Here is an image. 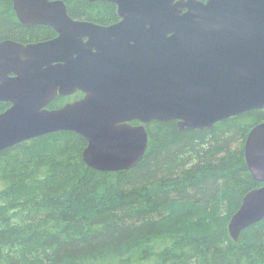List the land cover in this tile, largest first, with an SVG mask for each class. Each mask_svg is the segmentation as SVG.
I'll return each mask as SVG.
<instances>
[{"label":"water","instance_id":"1","mask_svg":"<svg viewBox=\"0 0 264 264\" xmlns=\"http://www.w3.org/2000/svg\"><path fill=\"white\" fill-rule=\"evenodd\" d=\"M89 1L114 4L122 21L102 28L71 20L60 0H13L21 24L44 25L57 36L0 42V102L10 105L0 114V152L69 131L86 141L90 168L126 171L146 152L150 122L210 130L264 108V0ZM75 90L82 100L45 109ZM244 157L263 186L231 217L234 240L264 219V122L247 135Z\"/></svg>","mask_w":264,"mask_h":264},{"label":"trees","instance_id":"2","mask_svg":"<svg viewBox=\"0 0 264 264\" xmlns=\"http://www.w3.org/2000/svg\"><path fill=\"white\" fill-rule=\"evenodd\" d=\"M62 1L72 19L118 20L111 3ZM52 36L22 25L13 0H0V42ZM7 108L0 103V113ZM263 122L264 108L210 130L151 122L143 158L119 172L90 168L86 141L69 131L1 151L0 264H264V219L236 240L228 231L243 197L262 185L247 169L244 143Z\"/></svg>","mask_w":264,"mask_h":264},{"label":"flooded vegetation","instance_id":"3","mask_svg":"<svg viewBox=\"0 0 264 264\" xmlns=\"http://www.w3.org/2000/svg\"><path fill=\"white\" fill-rule=\"evenodd\" d=\"M50 1H55V0H50ZM60 1H62V0H60ZM89 1V0H88ZM196 1H199V2H202V3H206L205 2V0H196ZM63 2V1H62ZM90 2V1H89ZM109 3V2H108ZM63 4H64V6H65V8H66V12H67V16L71 19V20H73V21H75V22H85V23H90V24H93V25H95V26H98V27H102V28H109V27H111V26H113V25H116V24H118L119 22H121L122 21V18H120L119 16H118V14H117V7L114 5V4H112L114 7H115V11H116V15H117V18H118V20L115 22V23H112V24H108V25H99V24H96V23H92V22H88V21H83V20H75V19H72L70 16H69V14H68V10H67V7H66V5H65V3L63 2ZM183 12H186V10H183ZM17 17V16H16ZM23 25V24H22ZM36 26H43V27H46V28H49V27H47V26H44V25H36ZM26 27H35V26H26ZM50 30H52L51 28H49ZM53 31V30H52ZM54 32V31H53ZM56 36H57V34L54 32V36H52V38H50L49 40H52V39H54V38H56ZM48 39L47 40H43V41H40V42H45V41H49ZM86 38H84L82 41H83V43H85L86 42ZM6 41V40H5ZM2 42V41H1ZM38 43V42H37ZM21 44H23V43H21ZM29 44V43H28ZM23 45H27V44H23ZM84 96H85V94L83 93V92H81V91H79V90H75L74 92H72L71 94H68V95H65V96H60L59 94H57L56 95V97L53 99V101H51L46 107H45V109L46 110H49V111H52V110H60V109H62L64 106H66L67 104H73V103H75V102H78V101H80V100H82L83 98H84ZM58 98H61V100H68L69 99V101L68 102H64V104L63 105H56L55 103H53L54 101H56ZM71 101V102H70ZM0 103H2V104H4V105H7L8 106V108L10 107V105L8 104V103H3V102H0ZM7 108V109H8ZM6 109V110H7ZM5 110V111H6ZM4 112V111H3ZM2 112V113H3ZM1 114V113H0ZM231 118V117H230ZM228 119V118H227ZM226 120V119H225ZM222 121H224V120H222ZM134 122H136V121H134ZM219 122H221V121H219ZM219 122H216L215 124H217V123H219ZM131 123H133V122H131ZM151 123V122H150ZM149 123V124H150ZM215 124L213 125V127L215 126ZM148 125V124H147ZM132 126V125H131ZM146 125H144V127H145ZM176 126H177V122H176ZM213 127H212V129H213ZM203 130V129H202ZM246 140V139H245ZM244 145H245V143H244ZM245 163H246V161H245ZM256 182V181H255ZM257 183V182H256Z\"/></svg>","mask_w":264,"mask_h":264},{"label":"bare ground","instance_id":"4","mask_svg":"<svg viewBox=\"0 0 264 264\" xmlns=\"http://www.w3.org/2000/svg\"><path fill=\"white\" fill-rule=\"evenodd\" d=\"M259 124H261V123H259ZM259 124H257V125H259ZM257 125H256V126H257ZM253 128H254V127H253ZM250 131H251V130H250ZM250 131H249V132H250ZM248 134H249V133H248ZM31 140H32V139H31ZM134 167H135V166H134ZM134 167H133V168H134ZM247 169H248V168H247ZM249 173H250V172H249ZM259 184H262L260 187L263 186V183H259ZM260 187H258V188H260ZM253 190H254V189H253ZM251 191H252V190H251ZM249 192H250V191H249ZM249 192H248V193H249ZM240 205H241V204H240ZM247 228H248V227H247Z\"/></svg>","mask_w":264,"mask_h":264},{"label":"rangeland","instance_id":"5","mask_svg":"<svg viewBox=\"0 0 264 264\" xmlns=\"http://www.w3.org/2000/svg\"><path fill=\"white\" fill-rule=\"evenodd\" d=\"M234 117V116H233Z\"/></svg>","mask_w":264,"mask_h":264}]
</instances>
